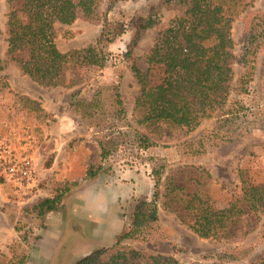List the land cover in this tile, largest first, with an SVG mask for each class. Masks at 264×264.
I'll use <instances>...</instances> for the list:
<instances>
[{
  "label": "trees",
  "instance_id": "16d2710c",
  "mask_svg": "<svg viewBox=\"0 0 264 264\" xmlns=\"http://www.w3.org/2000/svg\"><path fill=\"white\" fill-rule=\"evenodd\" d=\"M105 1L107 8L102 11ZM121 1L124 0H8V55L23 74L39 86L73 88L80 83L74 69L94 65L103 68L106 49L124 32V25L109 19V13ZM256 1L160 0L133 23L125 56L131 62L130 69L139 86L132 110L134 125L129 123L121 82L112 90L93 87L87 101H77L78 91L70 97L71 111L87 129L93 127L88 125L87 116L95 119L97 113L104 110L102 120L106 125H94L101 130V134L94 136L101 150L100 160L88 167L84 180L96 178L103 164L122 149L130 148L132 152L136 149L147 156L160 142L177 139L182 146L193 149V153L184 151L187 156L203 159L216 154L221 159L245 142L250 130L242 120L241 113L246 107L239 95L249 93L259 54L264 48V11H250ZM163 9L177 10L180 14L159 29L153 47L145 56L147 68L142 69L134 50L146 31L160 25ZM243 15V43L236 53L233 25ZM78 19L101 24L100 36L86 48L63 53L56 42L55 25L70 26ZM235 65L240 67L238 75ZM3 69L0 58V73ZM110 90L113 100L104 104L103 95ZM22 99L37 104L32 99ZM78 106L92 112L87 115L76 110ZM207 120L213 121L209 128L194 139H185ZM164 172V166L152 168V199L134 200L128 228L115 244L85 256L76 264H132L145 259L140 251L125 247L127 241L149 243L155 248V253L146 257L148 264H181L174 256L161 252V242L165 239L158 232L161 199L164 200L162 206L176 214L199 238L217 243H234L240 233L242 237L247 236L250 230L242 232L243 217L253 215L256 223L264 217V182L254 184L243 179L240 196L231 206L216 209L209 206L211 197L199 178L198 169L189 178L193 182L190 192L180 183L182 181L169 176L162 194ZM79 184L66 183L51 196L25 207L15 228L17 239L25 241L33 234V227L27 223L21 225L22 220L42 221L48 212L57 210L63 196ZM17 247L9 264H26L28 256L21 255ZM253 251L252 246L230 247L222 257L227 262H239L249 259ZM251 264H264V255Z\"/></svg>",
  "mask_w": 264,
  "mask_h": 264
},
{
  "label": "rangeland",
  "instance_id": "374dc122",
  "mask_svg": "<svg viewBox=\"0 0 264 264\" xmlns=\"http://www.w3.org/2000/svg\"><path fill=\"white\" fill-rule=\"evenodd\" d=\"M160 0H124L119 2L109 13L111 22H120L124 25V32L118 36L114 43L106 49V60L103 68L98 66H81L74 69L78 75L80 83L71 90L67 89H43L32 79L25 76L18 68L17 64L8 55L7 41V21L9 13L8 0H0V58L2 60L3 71L0 73V143L8 141L15 146L20 153L25 152V148L33 153L39 150L43 160L46 158L48 150L44 151L46 145H50L54 138L56 126L50 116H45L40 111L42 104L50 98H69L75 92H79L77 101H87L91 95V89L96 86L112 88L121 82V92L126 102L129 123L133 124L132 110L135 98L139 94V86L131 72V62L126 58L125 53L133 31V23L141 16L146 15L151 6L159 3ZM107 1L102 5L101 10L105 11ZM264 11V0H257L250 11ZM177 10L163 9L161 12V23L158 27L152 28L145 32L141 38L134 54L139 58V64L142 69L147 68L145 56L151 50L155 43L158 31L161 27L168 25V22L175 16L179 15ZM245 15L239 18L233 25V36L236 40L235 52L239 53L243 43L242 34L244 32L243 19ZM57 45L63 53L72 50H78L88 47L96 42L99 38L102 25L95 22L78 19L70 29L66 25L56 23ZM236 74H239L240 67L235 65ZM105 92L103 95L104 104L113 100L111 92ZM235 97V93H233ZM244 101L245 111H242V120L246 121L249 126V135L245 142L233 151L227 157L218 159V156L208 155L203 159H195L184 154L188 150L193 153V149L188 146H182L177 139H166L159 143V146L147 152H138L136 149L132 152L130 148L122 149L110 157L105 166L106 179L108 183L114 174H120V178L125 183L130 182L133 174L145 175L152 172L153 167L164 166L165 172L161 182L162 194L165 193L166 178L173 176L182 185H185L187 191L193 189V182L189 178L196 174V169L201 172L199 178L205 183L210 194L211 208H226L231 206L235 198L241 194L242 180H249L254 184L264 182V48L259 54L256 65V73L253 81L249 85V93L239 95ZM22 98L34 100L37 104H30ZM236 99V98H235ZM43 100V101H42ZM50 102V101H49ZM109 110V107L106 106ZM80 112L90 115L92 110L78 106ZM104 110H100L96 118L92 119L87 116V123L92 127L93 133L101 134L99 128H95V123L106 125L102 119ZM49 120V121H48ZM48 121V122H47ZM212 121L205 122V126H211ZM86 124V126H88ZM54 131V132H52ZM189 135L185 139H194L198 132ZM98 132V133H97ZM52 135V136H51ZM102 136V135H99ZM191 137V138H189ZM79 138L74 140L77 143ZM82 139V138H81ZM90 139V138H89ZM184 139V140H185ZM91 140V139H90ZM70 143L73 146L74 143ZM51 144V145H54ZM50 145V146H51ZM216 157V158H215ZM44 162V161H43ZM57 173L53 170L50 174L39 176L41 197H46L54 192L56 180L54 175ZM209 174L208 177L206 174ZM4 182V181H3ZM0 183V264H9L12 253L18 249L21 255H27L29 264H42L34 258L38 248L40 232L44 223L32 219H24L33 227V234L28 235L25 241L18 238L15 228L21 220L22 210L27 207L29 198L23 196V193L15 190L8 183ZM125 186V184L123 185ZM160 222L158 232L165 239L162 243L161 252L174 256L181 264H251L256 258L264 255V217L259 223L253 215L241 219L242 232L250 230V233L242 237L239 234L238 239L231 244L217 243L210 239H201L193 233L185 224H182L176 214L165 209L161 199ZM134 202L132 198L122 200L125 227L129 225V217L132 213ZM78 221V220H77ZM91 230L87 231L86 238L92 237ZM151 235L153 232H151ZM150 235V236H151ZM93 238V237H92ZM92 238H90L92 240ZM17 240L16 244H14ZM19 243V244H17ZM86 243L74 239L73 241H61L57 244L50 264H74L78 256L77 251ZM125 247L135 248L140 251L145 259H141L132 264H148L147 256L155 253V248L149 243H140L137 241H127ZM249 247L254 248L253 254L249 259L239 262H227L223 254L230 247ZM159 248V247H158ZM78 249V250H77ZM169 251V252H167ZM48 262V261H47ZM44 264H49V263Z\"/></svg>",
  "mask_w": 264,
  "mask_h": 264
},
{
  "label": "crops",
  "instance_id": "0c3cea01",
  "mask_svg": "<svg viewBox=\"0 0 264 264\" xmlns=\"http://www.w3.org/2000/svg\"><path fill=\"white\" fill-rule=\"evenodd\" d=\"M67 27L71 29L73 24ZM58 88L67 89L63 87L43 89ZM41 109L45 116H50L57 122L52 121L56 126V131H52L55 133L54 136L51 135L55 144L52 143V140L47 143L54 145H46L44 151L48 150V152L45 160L40 156V149L29 153L35 160L37 177L38 175L45 176L56 170L57 173L54 177L57 184L54 190L66 183L79 182L80 184L63 196L57 210L48 212L40 221L44 223V227L40 232L34 258L42 264L47 261L49 263L56 252L57 244L67 240L74 242V239H77L86 244L79 250L77 249L78 256L74 260V264H76L85 256L98 250L110 248L115 244L117 238L128 228L125 227L122 214V200L132 198L133 202L139 199L150 201L154 192V181L150 174L144 177L135 173L130 177L129 183H125L119 177L120 174L109 176L111 182L108 183L104 169L106 162L96 178L84 180L88 167L100 160L101 150L94 138L96 132L93 133L91 129L83 126L80 119L73 114L70 109V96L68 99L50 98L42 104ZM207 121H204L195 131L197 133L200 129L198 135L210 127L204 125ZM76 138H79V141L74 143ZM72 142L73 146L70 145ZM12 147L21 152L14 145ZM25 150L29 151L26 148ZM2 182L3 180L0 178V183ZM124 184L125 186H123ZM26 204L29 206L35 203L27 201ZM1 208L0 211L4 212V208ZM91 226L93 238H90L92 240L85 236L86 232L91 230ZM28 260L29 258H27L26 264H29Z\"/></svg>",
  "mask_w": 264,
  "mask_h": 264
},
{
  "label": "built area",
  "instance_id": "2783aa9c",
  "mask_svg": "<svg viewBox=\"0 0 264 264\" xmlns=\"http://www.w3.org/2000/svg\"><path fill=\"white\" fill-rule=\"evenodd\" d=\"M0 178L29 198V203L42 199L34 158L27 151L18 152L8 141L0 143Z\"/></svg>",
  "mask_w": 264,
  "mask_h": 264
}]
</instances>
